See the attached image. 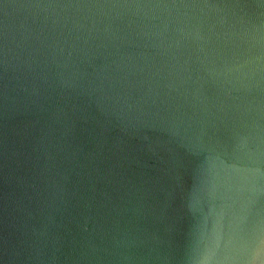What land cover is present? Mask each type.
Here are the masks:
<instances>
[{
    "label": "water",
    "instance_id": "water-1",
    "mask_svg": "<svg viewBox=\"0 0 264 264\" xmlns=\"http://www.w3.org/2000/svg\"><path fill=\"white\" fill-rule=\"evenodd\" d=\"M0 264H264V0H0Z\"/></svg>",
    "mask_w": 264,
    "mask_h": 264
}]
</instances>
